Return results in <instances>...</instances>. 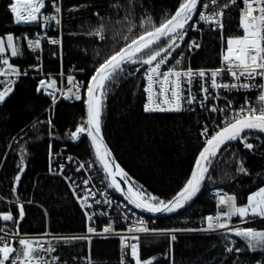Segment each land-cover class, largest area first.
I'll list each match as a JSON object with an SVG mask.
<instances>
[{"label":"trees","instance_id":"16d2710c","mask_svg":"<svg viewBox=\"0 0 264 264\" xmlns=\"http://www.w3.org/2000/svg\"><path fill=\"white\" fill-rule=\"evenodd\" d=\"M180 2L61 0L60 27L47 31L58 43L44 42L42 70L51 74L72 73L87 84L100 63L133 38L169 18ZM9 3L10 0H0V37L12 34L29 38L38 27L15 24ZM100 27L104 29L103 39L92 34ZM240 33L237 11L229 8L223 32H203L202 43L193 55V65H215L221 38ZM19 44L22 55L12 57L10 63L23 71L34 58L26 48L27 40L21 39ZM146 66L126 64L106 83L101 126L130 187L166 201L187 180L204 144L201 125L210 115L198 109L176 113L145 112L143 73ZM84 121V99H60L53 104L46 95L37 92V79L26 75L18 80L14 91L0 103V215L11 213L19 218L18 209L22 204L25 216L18 229L14 221L3 220H0V228L14 233L18 230L19 234L41 233L46 229L52 233L84 230L85 218L69 184L48 169L49 150L55 151L62 145L98 164L87 138L81 134L79 139L73 140L70 136ZM255 135L264 138L261 134ZM241 164L246 173L238 171ZM21 167L23 172H20ZM17 175L20 176L18 182L15 181ZM262 184L264 156L233 141L219 153L192 200L172 215L150 219L155 229L197 230L204 226L206 215L215 212L213 189L233 194L236 203L242 205ZM238 219L240 217L234 220ZM244 228L264 231V220L249 223ZM172 236L176 239L172 240ZM229 237L234 240L232 244ZM11 245L20 249L18 241H11ZM86 246V242L79 239L57 241L58 252L66 258L78 251L85 252ZM230 247L234 249L232 252L227 251ZM237 248L241 251H235ZM116 253L115 239L91 243L92 257L101 264H116ZM139 258L151 264H264V249L248 248L245 240L229 231L153 234L141 238Z\"/></svg>","mask_w":264,"mask_h":264},{"label":"snow or ice","instance_id":"6c2138e0","mask_svg":"<svg viewBox=\"0 0 264 264\" xmlns=\"http://www.w3.org/2000/svg\"><path fill=\"white\" fill-rule=\"evenodd\" d=\"M199 0H181L174 14L166 20L159 23L158 26L153 27L151 30H147L140 34L136 38H133L129 44L119 49L114 54L109 56L100 63L95 69L94 74L91 76L90 81L87 84V100L85 101L87 106V118L78 126L74 132L70 133L73 140L80 138L81 134H86L90 138L92 147L95 151L97 160L103 166L105 174L113 178L109 187H114L117 192H121V186L114 179L115 176H120L121 179L126 178L119 165H115L114 162L109 161L107 158L111 156V153L107 149V146L103 143V137L101 135V114L103 107V97L105 94L106 83L111 81L117 72L123 70V66L126 64H141L148 67L144 71V78L147 80V87L144 91L148 93V102L144 105L145 112H180L182 108V100L191 105L196 102V96L189 90L186 98L182 97L181 92V77H187V83H192V77L199 76L204 78L208 75L205 70L194 72L192 69L180 72L173 68H169L167 71H161L162 65H165L172 55V51L179 47L176 43L177 39L183 41L184 36L188 31V27L195 28V25H189V21L193 19V15L198 11ZM215 4L216 0H212ZM236 0H228L225 3L224 8H228L230 4H235ZM53 7L55 13H60L61 9L57 0H53ZM208 7L207 4L204 5ZM46 8L45 0H12L10 3V11L14 16V22L20 24H32L37 23L41 16V10ZM239 25L243 30V35L239 37H230L227 39L226 52L222 54V62L225 67L211 71V88L213 89H250L260 88L264 90V84L252 83L257 77L264 79V0H243V8L240 10ZM98 15V14H97ZM224 15L223 11L213 13L212 17L206 16L204 12H199V20L206 23H215L220 30H223V23L219 19ZM45 21L55 20L56 24H60V19L56 15L43 16ZM134 27V25H133ZM131 31V27L129 28ZM103 27L98 28L93 35H96L103 39ZM27 40V45L33 51L40 47V39H30L27 36L14 37L12 34H7L6 37H0V77H11L26 75V72H21L18 68L10 64L9 59L5 58L3 54L10 51L12 57L22 55L20 49V40ZM166 40L165 46H161L160 42ZM52 44H57L58 41L53 39L50 41ZM191 47H199L198 44L193 43ZM180 63L179 60L176 61ZM140 71L139 68L136 69ZM227 73L229 74L235 83H218L217 77ZM134 74V73H133ZM175 78L174 80L172 78ZM241 78L249 81L241 83ZM68 94H64L63 89L57 88V82L51 77L48 80H40L37 92H46L52 97L53 104L57 101L55 93L59 91L65 99L75 98L81 99L80 85L74 83L73 77H67ZM159 82L160 87L158 93H154L153 85ZM15 81L6 82L0 84V103L5 102L6 98L13 92V84ZM168 85V87H165ZM51 89V91H49ZM75 89V91H73ZM201 90L205 93L204 99L200 101L203 106L204 100L209 99L208 87L201 86ZM170 93V95H168ZM154 94L164 97L159 103H154ZM219 98V97H215ZM259 107H247L248 101H245L244 107H241L238 111H235L233 116L223 121V127L215 131L209 137V129L205 127L202 136L206 137L205 146L199 152V156L195 161V167L191 173L190 178L184 184L182 190L177 193V196L171 201L159 200L156 197L145 195L142 191L136 190L132 187L127 189L128 195L126 199L129 203L133 204L136 208L145 210L150 213L161 212H174L179 208H182L185 203L192 200L200 191L202 182L206 179V174L209 171V167L214 158L225 150L227 146L233 142L238 141L243 144L246 149L252 150L253 144L248 143V133L257 132L264 133V91H261L258 96ZM163 105V106H162ZM231 107V102L228 104ZM212 112H225L226 109L212 107L208 109ZM51 124V121H48ZM51 147V146H50ZM52 153L50 151V160ZM71 159V158H69ZM24 163L23 157L21 158V164ZM81 168L84 165L80 166ZM51 170V169H50ZM80 169L78 168L77 171ZM23 167L20 168V172H23ZM238 171L246 173V169L243 164L240 165ZM20 176L15 177V181H19ZM85 184L88 181H84ZM15 191V188H13ZM236 197L233 195H217V207L221 209L215 216L206 217L207 228L201 229L202 231H214L217 229H223L231 232L234 236L239 237L247 242L248 248L264 249V231H256L252 228H231L229 221L233 216H239L242 221H247L249 217H256L264 219V187H260L258 191L247 196V202L244 205H238L236 203ZM30 203V202H29ZM96 204L101 201L96 200ZM105 203H111L105 201ZM81 207H92L88 203L87 197L81 201ZM19 218H14L11 213L0 215V220L5 222L14 221L19 227L20 221L25 216L24 206L19 205ZM85 216L91 221L92 215L85 211ZM112 231L111 225L105 227L103 232L108 233ZM130 233L148 232L149 230L143 226V222L140 221L139 226H134L128 229ZM0 232H5V229L0 228ZM87 232L90 234H97L96 230L89 226ZM19 235L16 233H7L5 235ZM4 239L0 236V241ZM71 239H89L87 236L73 237ZM138 240V236H130L128 238H121L122 251L130 247L131 256L135 260V264H141L138 252L137 243H128V240ZM176 237L172 236V240ZM21 248L17 250L12 247L11 243H3L0 246V264H46L43 257L40 255V251L52 253L56 251L54 246L44 248L39 241H33L31 239H19L18 241ZM233 248H228V252H232ZM235 251L239 252L241 249L237 248ZM19 253L14 255V253ZM22 257V259H21ZM58 258L54 257V260ZM121 264H125L124 260H121ZM144 264H151V261H146Z\"/></svg>","mask_w":264,"mask_h":264},{"label":"built area","instance_id":"2783aa9c","mask_svg":"<svg viewBox=\"0 0 264 264\" xmlns=\"http://www.w3.org/2000/svg\"><path fill=\"white\" fill-rule=\"evenodd\" d=\"M12 0H10V3ZM10 3L8 5V9L10 11ZM46 8L41 10V16L37 23H32L31 25H36L38 27V30H36L29 38L30 39H40V47L33 51L31 48L28 47V51L35 55L34 56V62L28 65L23 71L26 72L28 76L31 77H42L44 74L42 73V60L41 56L36 55L38 52L42 50V44L44 41L48 40L51 41L53 38L48 35L47 31L49 28L53 27V29H59L60 24H56L55 20H49L45 21L43 19V16L45 15H56L60 19L62 18V11L60 13H55L54 7H53V0H45ZM57 3L59 4V7L61 9V0H57ZM225 3H228V0H216V3L213 4L212 0H201L198 6V11L193 16V19L189 21V25H195V28L188 27V31L186 35L184 36V40H178L176 41L177 44H179V47L175 48L174 51H172V55L169 58L168 62L165 65H162L161 71H167L169 68H173L176 71L184 72L187 71L189 68L192 69L194 72H198L200 70H205L208 75L204 78H200L199 76L192 77V83L188 84L187 77H181V95L182 97L186 98L188 96L189 90H191V93L196 96V102L189 105L184 100H182V108L184 110H203L207 114L210 115L209 120L207 122L202 123L200 128V136L204 140L206 137L202 136L201 133L207 127L209 129V135L215 131V129L222 127L224 124L223 121H226L230 119L235 111H238L241 107L246 106L245 101L247 100V107H259V100L258 96L260 95L261 91H264L260 88H250V89H213L211 88V71L217 70L220 68L225 67V65L222 62V54L226 52V41L229 36L222 37L220 40V50H219V56L217 59V63L215 65L211 66H195L193 65V55L197 49H199L200 44L202 43V34L206 30H218L221 31L218 25L215 23H206L199 20V12H204L206 16L212 17L213 13H218L223 11L224 15L222 17H219L221 22L223 23V29L225 26V15L226 11L229 10V8H235L237 11L238 18L240 20V10L243 8V0H236L235 4H230L228 8H224ZM207 4L208 7L205 8L204 5ZM11 12V11H10ZM12 14V13H11ZM13 20L14 16L12 14ZM15 23V22H14ZM16 24V23H15ZM22 25V24H20ZM240 26V25H239ZM242 33V29H241ZM240 33V34H241ZM239 34V35H240ZM232 36V35H230ZM58 40V39H57ZM195 43L198 44L199 47H191V45ZM179 60L180 63L177 64L176 61ZM148 66L145 67V69ZM145 71V70H144ZM26 75H20V76H11L9 77H0V84L15 81L13 86V91L16 83L18 80ZM52 79H55L57 82V88L63 89L64 94H68L67 89L68 87H71V85L68 84L67 77L71 76L73 77L74 83L80 85V95L81 99L76 100L74 97L71 99H65L64 96L57 91L55 95L57 96V100L64 99V100H71V101H81L84 99V86L87 85L83 80L77 79L74 75H65L64 72L61 71V73L58 74H48ZM65 77V78H64ZM143 79H144V89L147 87V80L144 78L143 73ZM175 79L174 77L172 78ZM218 83H235L236 81L233 80V78L227 74L224 73L217 77ZM241 83L249 82L245 80L244 78H241ZM252 83L257 84H264V79L257 77L255 81H252ZM208 87L209 89V99L204 100L203 106L201 105L200 101L204 99L205 93L201 90V86ZM160 84L157 82L153 85L154 93H158ZM165 87H168V85H165ZM2 90V88H0ZM51 91V89H49ZM75 91V89H73ZM44 95L48 97V99L52 101V97L48 95L46 92H42ZM70 95V94H68ZM170 95V93H168ZM219 97V98H215ZM164 97L158 96L154 94V103H159ZM229 101L231 102V107L228 106ZM148 102V93L144 91V103ZM163 106V105H162ZM212 107L226 109L225 112H212L208 109H211ZM181 112V111H180ZM155 113V112H152ZM156 113H176V112H160L156 111ZM248 143L253 144V149L250 151H255L258 153H261L264 156V138H261L258 135H248ZM245 148V147H244ZM249 150V149H247ZM52 158L50 160V153L48 155V169L50 173H54L56 175L62 176L66 182L69 184V187L80 207L83 214L85 215V211H87L89 214L92 215V220L90 221L86 216V226L85 229L80 233H72V234H65L66 236H84L87 234H90L87 232V229L89 226L93 227L96 230V233H98V236H104L103 229L109 225L112 227V231L108 232L107 234H114L115 236L112 237H94L95 239H115L116 241V264H121V260L123 259L125 264H135V260L131 256V249L130 247L127 249H124L122 251L121 248V238H128L130 236H138V240H128V243H137L138 244V252L140 250L141 245V236L143 237L144 234L149 233L150 228V222L147 221V218L132 209L124 200H122L114 191L108 187L106 184V180L102 174V171L98 164L90 158H83L78 156L76 153L69 151V149L66 146H60L57 150L51 151ZM71 158V159H69ZM84 165L83 168L80 166ZM80 169L77 171V169ZM51 169V170H50ZM84 181H88L87 184L84 183ZM223 191L221 190H215L212 191L214 195L222 194ZM224 193V192H223ZM87 197L88 203L92 205V207L88 208H82L81 207V201L83 198ZM99 200L101 203L96 204L95 201ZM110 201L111 203H105V201ZM212 216V214H208L206 217ZM237 216H233L235 218ZM256 217H249L247 221H241L238 222L239 225H247L249 223H252ZM140 221L143 222V226L146 227L149 231L148 232H139V233H130L128 231L129 228L134 226H139ZM206 221V219H205ZM207 223V221H206ZM91 235H97V234H91ZM0 236H3L4 239L2 240L3 243H8L11 239L10 238H16L20 235H5V232H0ZM24 236V235H21ZM33 236H37L38 239L42 238L40 240V244L44 246V248L54 246L56 248L55 252L48 253L45 251H40V255L43 257L46 264H101L100 261H97L94 257H92L91 254V241L94 238H89L88 240L85 239L88 242V245L86 246L85 252L78 251L76 253H72L70 257H63L61 253L58 252L57 246L53 243V239L57 237L56 234H50L48 230L41 232V233H35ZM45 240V241H44ZM44 241V242H43ZM54 257L58 258L54 260ZM22 259V257H21Z\"/></svg>","mask_w":264,"mask_h":264},{"label":"rangeland","instance_id":"374dc122","mask_svg":"<svg viewBox=\"0 0 264 264\" xmlns=\"http://www.w3.org/2000/svg\"><path fill=\"white\" fill-rule=\"evenodd\" d=\"M22 25H25V24H22ZM27 25V24H26ZM29 25H31V24H29ZM36 26V25H35ZM243 35V30H242V33L239 35H232V36H229L228 38H230V37H239V36H242ZM49 36H51L50 34H49ZM6 37V36H5ZM51 37H53V36H51ZM54 38V37H53ZM227 38V39H228ZM47 42H50V41H48V40H46ZM45 42V41H44ZM162 42H165L164 44H163V46H165L166 45V43H167V41L165 40V41H162ZM161 42V43H162ZM227 42V41H226ZM44 44V43H43ZM43 44H42V50H43ZM26 48H27V45H26ZM227 49V43H226V47H225V50ZM28 50V49H27ZM42 50L40 51V52H38L36 55H39V56H41L42 55ZM4 55V57L5 58H8L9 59V62H10V59L12 58V56L10 55V51L9 52H6L5 54H3ZM33 55V54H32ZM34 56L35 55H33V58H34ZM217 63V62H216ZM11 64V63H10ZM41 68H43V67H41ZM42 73L44 74V76H42V77H31V78H35V79H37V87L39 86V82H40V80H48V78L50 77L48 74H51V73H45L43 70H42ZM58 73H61V71H59ZM73 75L72 73H65V75ZM65 78V77H64ZM88 84V83H87ZM86 87H87V85H85L84 86V94H85V91H86ZM64 100V99H63ZM58 101V100H57ZM56 101V102H57ZM69 101H71V100H69ZM156 113V112H155ZM224 126V125H223ZM220 128V127H219ZM219 128H217V129H219ZM217 129H215V131L217 130ZM215 131H213L211 134H213ZM210 134V135H211ZM256 133H248V135H255ZM209 135V136H210ZM205 140H206V138L204 139V142H205ZM204 145V144H203ZM63 146V145H62ZM64 146H66L67 148H68V146L67 145H64ZM60 147V146H59ZM58 147V148H59ZM244 147V146H243ZM69 149V148H68ZM50 151H54V150H49V152ZM200 151V150H199ZM218 157V156H217ZM91 159V158H90ZM217 159V158H216ZM215 162V161H214ZM102 169V168H101ZM106 184H107V182H106ZM109 184V183H108ZM107 184V185H108ZM108 187H109V185H108ZM260 187H264V184H262ZM259 187V188H260ZM259 188H257L254 192H256V191H258L259 190ZM110 189L112 190V191H114L111 187H110ZM215 190H221V189H218V188H216V189H213L212 191H215ZM212 191H211V193H212ZM221 191H223V190H221ZM115 192V191H114ZM224 192V193H223ZM222 192V194H220V195H224V194H228V195H233V194H231V193H228V192H225V191H223ZM254 192H252V193H254ZM116 193V192H115ZM251 193V194H252ZM212 195L214 196V201H215V212H212V213H209V214H212V216H215L216 214H217V212L219 211V210H221V209H218V207H217V197H216V195H214L213 193H212ZM234 196V195H233ZM172 197V196H171ZM247 202V201H246ZM246 202L244 203V204H246ZM244 204H242V205H244ZM4 214H7V213H4ZM84 215V214H83ZM207 216V215H206ZM146 218H147V221H149L150 222V230H152V231H150L149 233H147V234H144L143 235V237L144 236H147V235H153V234H163V235H173V234H176V233H181V234H185V233H193V232H205V233H211V232H226L227 230H223V229H217V230H214V231H202L201 229H206L207 228V223H206V221H205V223H204V226L202 227V228H199V229H197V230H195V229H188V228H182V229H168V230H162V229H155L154 227H153V220H151L150 219V217H147V216H145ZM237 217H239V216H237ZM237 217H235V218H237ZM84 218H85V215H84ZM206 218V217H205ZM235 218H233L232 220H230L229 221V226L231 227V228H237V227H239V228H244L245 227V225H239V223L238 222H241L242 220L241 219H238V220H234ZM85 220H86V218H85ZM261 220H264V219H261V218H256L254 221H252V222H255V221H261ZM248 225V224H247ZM85 226H86V221H85ZM85 226H84V229H85ZM46 230H48V229H46ZM45 230V231H46ZM49 231V230H48ZM83 231V230H82ZM81 231V232H82ZM5 232H7V233H14V232H10V231H5ZM49 233L50 234H56L57 235V237L56 238H54L53 239V243L57 246V241L58 240H64V239H67V240H71V238H73V237H81V236H78V235H75V236H66L65 234H72V233H52V232H50L49 231ZM78 233H80V232H78ZM20 236H17L16 238H10L11 240L8 242V243H11V241H19V239H31V240H33L34 242L35 241H39L40 242V240H42V238H40V239H38V237L37 236H33V234H19ZM21 235H24V236H21ZM103 235L104 236H98V235H91V234H87V235H84V236H87V237H89V238H94V237H106V236H108V237H112V236H115L114 234H112V233H110V234H107V233H103ZM141 238H142V236H141ZM113 239V238H112ZM80 240V239H79ZM85 242H86V244L88 245V242L85 240V239H83ZM88 240V239H87ZM96 240H100V239H93L92 241H96ZM229 240H230V243L232 244L233 242H234V240L231 238V237H229ZM45 241V240H44ZM43 241V242H44ZM92 241H91V243H92ZM140 241H141V239H140ZM3 245V242L2 241H0V246H2ZM20 248H21V246H20ZM144 262H146V261H142L141 260V264H144Z\"/></svg>","mask_w":264,"mask_h":264},{"label":"water","instance_id":"95a60500","mask_svg":"<svg viewBox=\"0 0 264 264\" xmlns=\"http://www.w3.org/2000/svg\"><path fill=\"white\" fill-rule=\"evenodd\" d=\"M200 1H201V0H199V2H198V6H199ZM198 6H197V7H198ZM176 9H177V8H176ZM176 9H175V11H176ZM175 11H174L172 14H174ZM172 14H171V15H172ZM194 15H195V14H194ZM194 15H193V16H194ZM169 18H170V17H169ZM163 41H165V40H163ZM130 42H131V41H130ZM130 42H129V43H130ZM161 42H162V41H161ZM161 42H160V43H161ZM129 43H127V44H129ZM127 44H126V45H127ZM126 45H124L123 47H125ZM90 79H91V78H90ZM89 81H90V80H89ZM86 100H87V87H86V91H85V94H84L85 120H86V118H87V106H86V103H85ZM222 127H223V126H222ZM220 128H221V127H220ZM217 130H219V129H217ZM217 130H216V131H217ZM252 133H257V132H252ZM257 134H261V135L264 136V133H257ZM101 135H102V137H103V143L107 146V149H108L109 152L111 153V156L108 157L107 159H108L109 161H111V162H114L115 165H118L117 160H116V158H115V155H114L112 149L110 148V146L108 145V143H107V141H106V139H105V137H104V134H103V131H102V126H101ZM83 136L86 137L87 140L89 141L90 146H91V149H92V152H93V155H94L95 159L97 160L96 155H95V151H94V149H93V147H92V144H91V141H90V138L87 137L86 134H83ZM209 137H210V136H209ZM204 146H205V142H204V145L202 146V148L200 149V151L203 149ZM200 151H199V152H200ZM199 152H198V154H197V156H196V158H195V161H196L197 157L199 156ZM218 155H219V154H218ZM218 155H217V156H218ZM216 158H217V157L214 158V161L216 160ZM195 161H194L193 167H192V169H191V171H190V174H189L187 180L190 178L191 173H192V171H193V169H194V167H195ZM214 161H213V163H214ZM97 162H98V164L100 165V167H101L102 170H103V166L100 164L99 160H97ZM213 163H212L210 166H208L209 169L211 168V166L213 165ZM103 172H104V171H103ZM104 174H105V172H104ZM207 174H208V173H207ZM207 174H206V176H207ZM105 175H106V174H105ZM106 177H107V181H108V183L110 184V183H111V180H112L113 178H110V177H108L107 175H106ZM114 179L116 180V182H117L118 184H120L122 191H121V192H117V191L115 190L114 187H111V188H112V189L116 192V194H117L122 200H124V201H125V202H126V203H127L132 209H134L135 211H137L138 213H140V214H142V215H144V216H147V217H150V218H159V217L169 216V215L174 214V213L177 212L178 210L182 209V208L186 205V203H185V205H184L182 208H179V209H177V210L174 211V212H161V213H150V212H147V211H145V210H142V209L136 208L133 204L129 203L128 200L126 199V196L128 195L127 189L130 187V185L127 183V181H126L125 179H121L120 176H115ZM187 180H186V181H187ZM186 181H185V183H186ZM185 183H184V184H185ZM202 183H203V182H202ZM184 184L182 185V187H181V188H180V189H179V190H178V191H177L172 197H170L169 199H167L165 202L173 200V198L177 196V193H179V192L182 190Z\"/></svg>","mask_w":264,"mask_h":264}]
</instances>
